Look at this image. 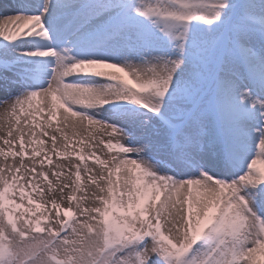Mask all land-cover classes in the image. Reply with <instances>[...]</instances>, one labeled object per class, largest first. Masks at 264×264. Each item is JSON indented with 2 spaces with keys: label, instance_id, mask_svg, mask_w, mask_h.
Wrapping results in <instances>:
<instances>
[{
  "label": "snow or ice",
  "instance_id": "snow-or-ice-1",
  "mask_svg": "<svg viewBox=\"0 0 264 264\" xmlns=\"http://www.w3.org/2000/svg\"><path fill=\"white\" fill-rule=\"evenodd\" d=\"M0 107V264H264V0L0 3Z\"/></svg>",
  "mask_w": 264,
  "mask_h": 264
},
{
  "label": "bare ground",
  "instance_id": "bare-ground-1",
  "mask_svg": "<svg viewBox=\"0 0 264 264\" xmlns=\"http://www.w3.org/2000/svg\"><path fill=\"white\" fill-rule=\"evenodd\" d=\"M4 1H5V3H6V2H10V0H4ZM3 111H4L3 107H0V114H2ZM3 126H4V121H3V119H0V136H3V135H4V132H3V130H2ZM55 127H56V124L54 123L53 126H52V128L54 129ZM49 131L51 132L52 129H50ZM105 138H106V137H105ZM9 159H11V158H9ZM53 159H54V161H55V157H53ZM3 162H5V161L3 160V158H0V163H3ZM17 162H18V158H17Z\"/></svg>",
  "mask_w": 264,
  "mask_h": 264
},
{
  "label": "rangeland",
  "instance_id": "rangeland-1",
  "mask_svg": "<svg viewBox=\"0 0 264 264\" xmlns=\"http://www.w3.org/2000/svg\"><path fill=\"white\" fill-rule=\"evenodd\" d=\"M0 3H5V1L4 0H0ZM102 147V146H101Z\"/></svg>",
  "mask_w": 264,
  "mask_h": 264
}]
</instances>
